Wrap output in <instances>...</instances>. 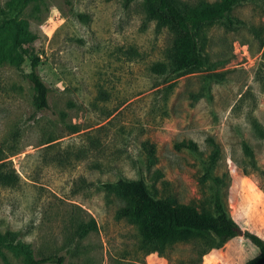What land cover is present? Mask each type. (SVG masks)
Here are the masks:
<instances>
[{
	"label": "rangeland",
	"instance_id": "obj_1",
	"mask_svg": "<svg viewBox=\"0 0 264 264\" xmlns=\"http://www.w3.org/2000/svg\"><path fill=\"white\" fill-rule=\"evenodd\" d=\"M17 2L0 0V163L18 176L0 184V233L20 231L35 256L62 255L64 264H188L193 238L156 250L141 223L114 217L126 198L105 184L143 179L155 195L200 211L209 187L198 158L217 146L214 171L228 180L237 229L201 264L255 256L243 232L264 239V178L244 174L243 143L264 170V0L233 10L245 22L238 30L206 27V65L179 75L153 69L172 66L175 32L143 0H33L21 12ZM14 21L25 24L23 48ZM34 56L48 110L33 103ZM190 141L196 150L175 146ZM90 216L97 230L77 236ZM0 264L25 262L0 245Z\"/></svg>",
	"mask_w": 264,
	"mask_h": 264
},
{
	"label": "trees",
	"instance_id": "obj_2",
	"mask_svg": "<svg viewBox=\"0 0 264 264\" xmlns=\"http://www.w3.org/2000/svg\"><path fill=\"white\" fill-rule=\"evenodd\" d=\"M33 0H18L17 12ZM247 0H217L208 2L202 0L197 4L178 2L177 0H143L148 15H158L162 21L171 25L175 38L169 49L172 66L167 69L162 64H156L154 71L158 73H173L176 75L202 68L207 63L202 40L205 39V28L214 24H222L230 30H238L245 22L232 14L233 10ZM13 41L22 47L21 32L25 24L14 21ZM261 34V33H260ZM262 39V38H261ZM23 48V47H22ZM24 51H26L24 49ZM39 57L30 60V82L33 89V103L37 110L49 109V87L40 77L37 67ZM196 150L193 142L176 143ZM243 149L248 156L251 171L244 170V174L252 171L264 178V170L259 167L257 160L247 143ZM218 148L208 157H199L202 168L201 182L207 184V202L201 205L200 211L188 204H174L167 198L155 195L143 179L119 178L114 183L105 186L115 190L126 203L116 209L114 217L129 222H139L155 249L162 251L165 244L177 239L191 237L195 241V255L190 256L188 264H201L203 256L213 250H219L236 235L237 224L231 217L225 205V189L227 182L224 176L215 174ZM0 163V184L13 185L17 181L14 169L4 168ZM97 230L96 220L90 216L88 220H80L75 226V233L79 237ZM257 249L258 253L248 259L245 264H264V239L249 231L243 232ZM0 245H5L23 256L25 264H64L62 255L35 256L29 243H25L20 231L6 230L0 233Z\"/></svg>",
	"mask_w": 264,
	"mask_h": 264
}]
</instances>
